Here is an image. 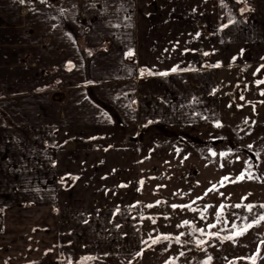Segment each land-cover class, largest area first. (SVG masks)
Segmentation results:
<instances>
[{
    "label": "crops",
    "instance_id": "obj_1",
    "mask_svg": "<svg viewBox=\"0 0 264 264\" xmlns=\"http://www.w3.org/2000/svg\"><path fill=\"white\" fill-rule=\"evenodd\" d=\"M253 66L264 0H0V264H137L141 134Z\"/></svg>",
    "mask_w": 264,
    "mask_h": 264
},
{
    "label": "rangeland",
    "instance_id": "obj_2",
    "mask_svg": "<svg viewBox=\"0 0 264 264\" xmlns=\"http://www.w3.org/2000/svg\"><path fill=\"white\" fill-rule=\"evenodd\" d=\"M220 82L218 123L141 134L137 264H264V66Z\"/></svg>",
    "mask_w": 264,
    "mask_h": 264
},
{
    "label": "trees",
    "instance_id": "obj_3",
    "mask_svg": "<svg viewBox=\"0 0 264 264\" xmlns=\"http://www.w3.org/2000/svg\"><path fill=\"white\" fill-rule=\"evenodd\" d=\"M86 52H88L87 54V60L89 59V55L92 53L91 51L87 50ZM260 254L258 253V255H256V257L254 258L253 264H257V261L259 260Z\"/></svg>",
    "mask_w": 264,
    "mask_h": 264
},
{
    "label": "snow or ice",
    "instance_id": "obj_4",
    "mask_svg": "<svg viewBox=\"0 0 264 264\" xmlns=\"http://www.w3.org/2000/svg\"><path fill=\"white\" fill-rule=\"evenodd\" d=\"M129 55H131V53H129ZM176 69L174 68L173 71H175ZM143 73V70H142ZM151 74V72L149 73ZM159 75H167V73H159ZM225 179H228L227 177H225ZM240 179H243V175H241ZM261 219H264V217H261ZM259 221H257L258 223ZM250 226V225H249ZM153 243H155V241H153Z\"/></svg>",
    "mask_w": 264,
    "mask_h": 264
}]
</instances>
